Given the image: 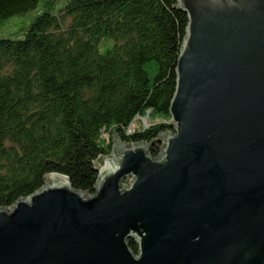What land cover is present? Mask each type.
I'll use <instances>...</instances> for the list:
<instances>
[{"label":"water","instance_id":"water-1","mask_svg":"<svg viewBox=\"0 0 264 264\" xmlns=\"http://www.w3.org/2000/svg\"><path fill=\"white\" fill-rule=\"evenodd\" d=\"M177 2L160 156L115 140L94 195L49 175L0 208V264H264V0Z\"/></svg>","mask_w":264,"mask_h":264},{"label":"trees","instance_id":"trees-1","mask_svg":"<svg viewBox=\"0 0 264 264\" xmlns=\"http://www.w3.org/2000/svg\"><path fill=\"white\" fill-rule=\"evenodd\" d=\"M39 3L0 0V22ZM187 25L177 0H69L57 15L38 14L23 39L0 38V208L52 174L94 195L115 140L150 144L158 158L174 125L135 120L171 121Z\"/></svg>","mask_w":264,"mask_h":264},{"label":"rangeland","instance_id":"rangeland-1","mask_svg":"<svg viewBox=\"0 0 264 264\" xmlns=\"http://www.w3.org/2000/svg\"><path fill=\"white\" fill-rule=\"evenodd\" d=\"M68 2L69 0H40V3L36 9L31 10L26 14L20 16H14L0 22V38L23 39L26 31L35 21L38 14H40L42 11H46V12H50L51 14L57 15L58 12L61 9H63ZM103 51L104 50H102V52ZM142 119H143L142 121L140 120L135 122V126L141 125L143 127L141 129H146V126L150 127L158 123H167V124L172 123L171 121H164L162 119L152 120L150 119V114L146 115ZM103 137L105 139L107 138L106 133L104 134ZM131 182L132 179L129 181L128 180L125 181L124 186L128 187Z\"/></svg>","mask_w":264,"mask_h":264},{"label":"built area","instance_id":"built-area-1","mask_svg":"<svg viewBox=\"0 0 264 264\" xmlns=\"http://www.w3.org/2000/svg\"><path fill=\"white\" fill-rule=\"evenodd\" d=\"M140 120L142 121L143 119L137 117L136 120H135V122H136V121H140ZM147 127H148V126H146V128H147ZM133 131H134V125H131V126L129 127V129H128V133L131 134V133H133Z\"/></svg>","mask_w":264,"mask_h":264}]
</instances>
